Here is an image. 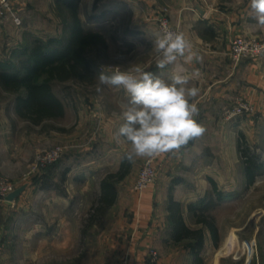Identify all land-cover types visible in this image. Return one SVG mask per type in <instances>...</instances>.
<instances>
[{
	"label": "rangeland",
	"instance_id": "obj_1",
	"mask_svg": "<svg viewBox=\"0 0 264 264\" xmlns=\"http://www.w3.org/2000/svg\"><path fill=\"white\" fill-rule=\"evenodd\" d=\"M12 1V9L21 24L11 18L0 19V62L3 69L15 70L26 59V50L36 39L67 37L72 17L61 0ZM138 1L140 5L131 12L124 5L125 0H79L78 14L84 28L102 32L108 47L104 54L96 51L89 54L94 70L92 81L72 79L53 83L54 93L65 105L63 117L39 125L19 117L15 108L17 95L0 84V178L16 189L25 187L14 202L6 200L8 195L0 198V264H149V255L153 251L158 253L157 250L150 249L146 260L141 259L145 256L139 252L132 254V248L138 246L134 245L135 234L139 232L132 220L136 219L134 212L141 209L144 192L160 187L165 175L191 177L196 171H203L201 165L193 169L186 164L197 155L207 159L213 175L223 177L233 189L223 192L221 199L214 194L206 196L205 210L201 203L197 204L200 215L215 220L220 237L218 246H213L208 254L204 252V264H264V170L249 186L244 179L240 149L235 154L227 146L236 140L238 143L239 135L243 134L251 153L264 163V111L256 107L251 97L240 94L224 103L217 120L212 118L213 133L205 127L202 137L188 143L196 147L191 154L181 157V149L161 154L156 163V183L141 194L135 191V186L151 158H135L130 173L117 185L116 204L90 223L93 207L100 197L101 181L119 172L129 147L126 143L117 144L113 138L122 123V105L129 98L122 88L100 85L99 73L102 67L110 74L116 68L127 71L139 65L147 71L154 65L152 60L159 55L153 40L142 42L140 37L133 40L126 37L144 25L146 19L141 20L140 15L149 6L156 11V19L165 18L173 29L184 33L181 0ZM196 1L205 13L191 9L200 17L213 13V17L224 23L239 19L241 8L249 4V0ZM115 4L120 7L117 11ZM219 26L214 23L209 27L220 31ZM156 29L161 33L157 23ZM231 37L226 56L233 69L264 59V55L239 61L231 57L235 38L262 41L264 35L235 33ZM138 40L143 50L131 52L136 46L133 42ZM199 71L198 81L209 80L204 66ZM98 87L101 91H97ZM239 99L250 101L254 110L229 118L226 112L234 111ZM209 103L219 102L211 94ZM201 104L205 105V100L200 103L198 121L205 119ZM55 153L58 159L52 162L49 157H55ZM43 226L48 232L56 227V238L38 237L36 231ZM124 237L128 240L127 248ZM181 246L186 248L183 244L174 248V257L179 254L174 264H181Z\"/></svg>",
	"mask_w": 264,
	"mask_h": 264
},
{
	"label": "crops",
	"instance_id": "obj_2",
	"mask_svg": "<svg viewBox=\"0 0 264 264\" xmlns=\"http://www.w3.org/2000/svg\"><path fill=\"white\" fill-rule=\"evenodd\" d=\"M128 2L130 3L128 4ZM139 2L138 0H125L124 5L127 4L132 12L136 9V6L140 5ZM118 4L113 6L114 11L119 10L120 7H118ZM197 5L198 1L196 0H188V2L181 0V20L183 21L184 35L192 43L193 50L198 53L201 59L199 62L183 63L181 61V63H183V67L188 72H192L193 70L199 71L203 66L206 69V78L209 80H206L204 83L198 81V79H194L190 81L188 86L199 88V95L195 98V102L198 108L203 100H205L206 104H201L204 107L202 115L205 119L202 121L199 120L198 122L204 128L206 127L209 133H213L215 131L213 119L216 118L217 120L219 115L221 116L222 107L225 106L224 103H227L228 99H231L234 95L240 94L248 98L251 97L258 104H256V107L261 112L264 111V59L259 62L244 63L235 70L232 67L231 60L226 56L233 34L243 33L245 35L263 36L264 30L256 27V21L252 18L249 4L241 8L239 19L225 20L226 24L213 17V13H210L211 11L209 12L210 14L207 12L205 17H200L199 13L191 9L196 8L201 14L205 13L204 7ZM155 13L156 11L152 10V7L149 6L146 13L140 15L141 20L143 19L145 21L146 19L143 25L144 27L137 28L135 31L132 30L133 32L127 34L126 37L129 40L140 37L138 39L142 42H151L154 40L155 35L158 33ZM214 23L221 26H219L220 31L209 27ZM197 28H200L201 31L198 32ZM221 30L224 31L222 32ZM139 40L133 42L136 46L131 48V52L143 50L142 45H139ZM158 58H153L152 63L154 65L147 71L153 73L155 76L167 79L173 66H168L165 69L158 68L156 63ZM211 94L214 100L219 103H209ZM227 146L229 150L235 151V154L238 153L239 147L237 140L234 144L229 143ZM184 148H186V151ZM195 148V145H186L181 149V157L185 153L186 156L189 153L191 154ZM197 156L189 159L186 164L192 166L193 169L197 165H201L203 166V171H196L195 175L193 174L191 177H186L183 174L181 176L165 175V179L161 180L160 187L158 186L156 190L152 189L144 192L145 194L142 196L144 198L143 205L141 209L139 208L137 212H134L137 214L136 219H132L137 224V227H139L138 234H135L136 244L134 245L138 246L134 247L136 251L132 248V254L139 252L145 256L141 257V259L143 258L142 260H146V254L148 257L150 249H155L159 253L162 264H174L176 260H179V254L177 257H174V248L177 244H183L186 245V248L181 246V264H196L197 258L202 259L204 264V252L208 254L213 249L212 247L216 246L210 230L205 225L197 222V216L193 212L192 207L197 206L198 203L205 200L206 196H211V194L215 195L211 185V179L217 183L221 192H231L233 189L223 177L213 175L210 171L212 170L211 167L208 166L210 162L207 159L200 158L199 156L198 159ZM182 162L181 160V166H183ZM244 179L247 183L245 176ZM172 201L181 204V217L188 228L192 230L204 229V244L200 250L187 246L188 243L195 242V240H183L180 243L175 241L174 226L170 211V203ZM51 216L54 217V213H51ZM43 228L44 226L36 231L38 232V237L45 238L47 236L56 238L58 234L56 227L50 228V232H48V229ZM127 234L125 235L127 236ZM124 240V246L126 247V241L128 240L125 237Z\"/></svg>",
	"mask_w": 264,
	"mask_h": 264
},
{
	"label": "trees",
	"instance_id": "obj_3",
	"mask_svg": "<svg viewBox=\"0 0 264 264\" xmlns=\"http://www.w3.org/2000/svg\"><path fill=\"white\" fill-rule=\"evenodd\" d=\"M61 1L66 4L72 17L68 36L63 39H36L32 46L26 50V59L22 60L20 67L15 70L3 69L0 62V84L6 91L17 95L15 108L19 117L35 125L65 115V105L54 93L53 83L72 79L81 82L92 81L94 70L89 54L93 51L104 54L108 47L102 32L84 28L78 14L79 0ZM246 145L245 136L239 135L238 147L244 163L245 177L250 186L255 182L256 176L264 170V163L259 156L252 154ZM130 170L131 162L123 157L119 172L109 174L101 181L100 197L93 207L94 214L90 219L91 224L99 218L98 215H105L116 204L117 185L126 178ZM211 185L215 195L221 199L223 192L212 179ZM200 203L203 208L207 206V200H202ZM192 210L197 216V222L210 230L217 245L219 229L215 220L200 215L197 206L192 207ZM170 211L175 241L180 243L183 240H195V242L188 243L187 246L200 250L204 244V229L192 230L187 227L181 217L180 203L172 201ZM196 264H203L202 259L197 258Z\"/></svg>",
	"mask_w": 264,
	"mask_h": 264
},
{
	"label": "clouds",
	"instance_id": "obj_4",
	"mask_svg": "<svg viewBox=\"0 0 264 264\" xmlns=\"http://www.w3.org/2000/svg\"><path fill=\"white\" fill-rule=\"evenodd\" d=\"M249 8L256 27L264 30V0H249ZM152 44L159 55L157 67L173 66L167 79L139 65L127 71L116 68L110 74L102 67L99 73L100 85L122 88L129 98L122 105V123L113 137L117 144L129 145L124 155L129 162L178 152L205 133L197 120L199 88L188 86L200 73L183 67V63L199 62L201 57L184 33L167 28L155 35Z\"/></svg>",
	"mask_w": 264,
	"mask_h": 264
},
{
	"label": "built area",
	"instance_id": "obj_5",
	"mask_svg": "<svg viewBox=\"0 0 264 264\" xmlns=\"http://www.w3.org/2000/svg\"><path fill=\"white\" fill-rule=\"evenodd\" d=\"M13 1L12 0H0V19L5 18H11L15 21L17 24H21V19L14 14V11L12 9ZM156 23L158 24V28L160 32L162 33L163 29L167 28L172 31L178 32L177 30L173 29L168 20L162 17H158L156 19ZM264 55V40L259 41L256 39H247V38H235L232 41L231 44V57L234 61H239L244 58H258L260 56ZM254 105L250 101H245L244 99H239L236 109L234 108V111H227L226 114L229 118H232L233 116H236L237 114H241L245 111H253ZM55 157H49V159L53 162L58 159V155L55 153ZM161 157V155L151 158L141 175L139 176V179L137 180L135 191L137 193H143L144 191L148 190L149 187L153 186L156 183L157 180V161ZM16 188L9 183L4 182L0 178V198H4L7 195L14 192ZM149 264H161L160 263V257L157 252H151L149 255Z\"/></svg>",
	"mask_w": 264,
	"mask_h": 264
},
{
	"label": "water",
	"instance_id": "obj_6",
	"mask_svg": "<svg viewBox=\"0 0 264 264\" xmlns=\"http://www.w3.org/2000/svg\"><path fill=\"white\" fill-rule=\"evenodd\" d=\"M25 187H21L16 189L14 192H12L11 194H9L6 197V200L9 202H14L17 198H19L21 196V194L23 193Z\"/></svg>",
	"mask_w": 264,
	"mask_h": 264
}]
</instances>
